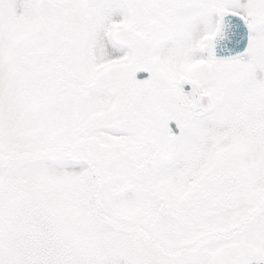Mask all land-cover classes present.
<instances>
[{"label": "snow or ice", "instance_id": "1", "mask_svg": "<svg viewBox=\"0 0 264 264\" xmlns=\"http://www.w3.org/2000/svg\"><path fill=\"white\" fill-rule=\"evenodd\" d=\"M0 264H264V0H0Z\"/></svg>", "mask_w": 264, "mask_h": 264}]
</instances>
